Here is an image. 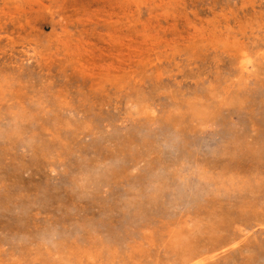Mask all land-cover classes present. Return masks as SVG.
<instances>
[{"label":"rangeland","instance_id":"rangeland-1","mask_svg":"<svg viewBox=\"0 0 264 264\" xmlns=\"http://www.w3.org/2000/svg\"><path fill=\"white\" fill-rule=\"evenodd\" d=\"M0 264H264V0H0Z\"/></svg>","mask_w":264,"mask_h":264}]
</instances>
